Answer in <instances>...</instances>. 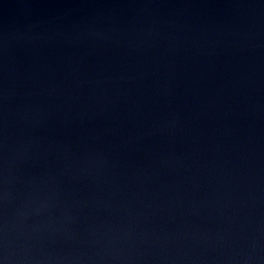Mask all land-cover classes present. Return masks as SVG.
<instances>
[{
  "label": "water",
  "instance_id": "obj_1",
  "mask_svg": "<svg viewBox=\"0 0 264 264\" xmlns=\"http://www.w3.org/2000/svg\"><path fill=\"white\" fill-rule=\"evenodd\" d=\"M0 264H264V0H0Z\"/></svg>",
  "mask_w": 264,
  "mask_h": 264
}]
</instances>
